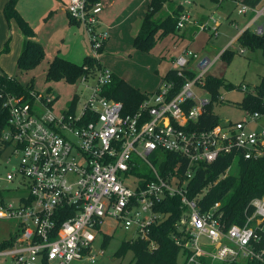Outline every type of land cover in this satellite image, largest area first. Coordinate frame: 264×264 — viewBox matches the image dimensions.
I'll return each instance as SVG.
<instances>
[{"label": "built area", "instance_id": "obj_1", "mask_svg": "<svg viewBox=\"0 0 264 264\" xmlns=\"http://www.w3.org/2000/svg\"><path fill=\"white\" fill-rule=\"evenodd\" d=\"M239 6L240 15L263 12ZM102 11V3L69 0V15L86 28L96 59L108 40L107 32L98 29ZM191 22L188 13L181 14L178 29ZM199 29H210L213 35L218 30L208 22ZM253 32L263 35L264 26ZM221 56L211 60L185 50L173 63L185 79L179 92L173 95L175 84L163 81L133 114L104 95L113 73L103 66L80 79L89 89L87 99L78 100L80 108L60 116L53 111L51 96L33 90L26 98L0 89V106L8 113L0 154L12 147L20 161L0 177V221L16 224V240L0 256L13 264H98L107 255L105 239L118 228L131 232L127 241H150L154 249L152 228L171 215L166 203L178 199L185 210L175 225L183 233L182 238L175 236L183 250L180 264L264 263V196L251 202L253 212L246 209L243 225L231 226L223 220L220 203L203 210V195L188 197L201 166L222 155L247 160L264 156V130L249 128L259 113L249 114L248 123L202 126L212 103L206 79ZM201 91L210 97L203 98Z\"/></svg>", "mask_w": 264, "mask_h": 264}, {"label": "trees", "instance_id": "obj_2", "mask_svg": "<svg viewBox=\"0 0 264 264\" xmlns=\"http://www.w3.org/2000/svg\"><path fill=\"white\" fill-rule=\"evenodd\" d=\"M18 1L10 0L4 8V14L9 22L13 20L17 23L25 37L17 67L21 71L27 72L37 68L44 61L46 53L43 46L34 40L35 30L17 10ZM99 2L100 0H88L90 6ZM168 2L170 1L151 0L139 33L134 39V46L139 50L150 48L156 42L155 35L157 33H160L158 39H161L170 33L180 32L178 23L183 12L182 6L173 4L174 12L171 16L160 21L154 19ZM237 43L241 50H248L253 53L260 51L264 57V33L263 35H257L252 30H246L238 38ZM102 53L103 49L100 50V54ZM233 55L232 51L225 50L221 58L228 56L231 58ZM102 66L100 59H96L92 55L85 57L81 65L61 57H55L49 63L46 80L47 82L66 81L70 84H75L83 76L95 74L97 69ZM164 81L175 84L174 95L183 87L185 79L179 77L176 71L171 70L165 76ZM205 88L212 98V103L207 107V113L201 118L202 126H216L222 123L213 112L214 105L220 101L219 98L222 96L221 90H234L240 89V87H236L224 80L208 77ZM0 89L6 93L29 98L34 87L32 84L24 85L16 78L0 71ZM104 95L109 99L121 101L125 106V113L133 114L138 111L139 106L149 94L141 93L127 81L113 74V81L105 88ZM77 104L78 98L76 97L69 108L71 113L76 111ZM240 106L249 114L259 113L264 115V76L261 78L260 84L255 88V92L248 94ZM7 117L8 113L0 106V133L6 125ZM235 161H237L238 172L235 175H226ZM179 162H182V160L179 159ZM168 167L169 165H166L165 169ZM200 196L202 198L199 200V205L203 210L220 203L221 210L224 212L223 220L227 226L233 224L243 225L246 221L244 212L250 207L251 202L264 196V156L255 160H247L244 158L234 159L233 155L230 154L222 155L214 163L201 166L189 184L188 197L195 199ZM166 204L169 206L171 215L162 224L154 226L151 232L156 248H151L150 241L125 240L115 252L116 258L124 259L129 253H132L133 258L130 264H180L183 250L176 243L175 236L182 238L183 233L175 225L182 221L185 210L178 199L171 200ZM252 212L253 207L249 208V213L252 214ZM112 238V236H109L105 239L104 247H109ZM15 240L16 235L11 234L7 240L0 243V250L12 247ZM262 246L264 247V243ZM229 264L264 263L259 261H238Z\"/></svg>", "mask_w": 264, "mask_h": 264}, {"label": "rangeland", "instance_id": "obj_3", "mask_svg": "<svg viewBox=\"0 0 264 264\" xmlns=\"http://www.w3.org/2000/svg\"><path fill=\"white\" fill-rule=\"evenodd\" d=\"M163 9L155 16L156 21L167 19L174 11L173 4L179 5L186 2L191 4L188 9L192 16V21L197 25L202 23L205 18H216L218 21L223 20L221 26L218 29V35L213 36L212 32L208 29L206 31H198L197 35L190 39L189 35L186 37H180V32L170 33L161 39H158L160 33L155 35L156 42L147 50H139L134 46V32H131L132 26L134 31L139 27L138 23H135L138 14H134L128 17L127 22L123 23L120 27L112 32H107L111 39L107 48L103 50L100 55L101 64L103 67L112 71L120 78L126 79L129 84L137 88L141 93L151 94L155 93L159 87L163 84V78L169 71L173 69V58L181 55L186 49L195 54H200L203 57H207L214 60L223 50L228 43L237 37L241 30L237 28L233 23L226 19V15L229 13L225 8L221 9V6L215 0H169ZM249 7L261 8L264 6V0H246ZM148 6V5H147ZM147 6H143L141 9L144 19L147 13ZM146 8V9H145ZM118 9L116 7L114 11ZM233 9V7H232ZM231 9V10H232ZM140 10V11H141ZM235 13V11H234ZM123 12L119 13V19L122 17ZM250 14L247 15V17ZM129 16V15H128ZM234 17L239 18L241 25L245 21L243 16H238L237 13ZM116 18V19H117ZM123 19H126L124 16ZM143 21V20H142ZM198 22V23H197ZM142 23V22H141ZM136 25V29H135ZM142 25V24H141ZM140 25V26H141ZM258 27H254L252 31ZM193 30V29H192ZM191 30V31H192ZM183 31V30H182ZM106 32V31H105ZM65 33L59 32V36L55 40V45L59 48L62 44V39L65 37ZM61 40V41H59ZM108 41V40H107ZM232 43V42H231ZM229 44V46L231 45ZM47 48V54L44 61L34 70L21 71L18 67L13 74L24 85L32 84L34 90L41 93L44 96H51L54 99L53 111L56 115L60 116L62 113L70 108L71 103L77 97L83 102L89 95V89L87 85L82 84L78 80L75 84H70L66 81L47 82L46 73L49 67L51 57H67L66 48L59 50L58 48ZM105 47V46H104ZM234 53L233 56L220 58L212 67L209 77L214 79L224 80L240 89L234 90H221V97L223 100L214 105L213 112L221 122H250L251 116L244 110L240 104L243 99L250 93L255 92V88L260 84L261 78L264 76V57L260 51L244 53L240 52V46L237 41L233 42L229 48ZM75 55L79 54V49L75 48ZM87 54V55H86ZM93 54V48L87 37L86 43H83L81 47V56L79 61L83 63L84 57ZM55 58V57H54ZM53 59V58H52ZM69 59H74L70 58ZM50 61V62H49ZM94 81L90 79L89 85H92ZM244 87L247 90H244ZM247 91V92H246ZM203 98H209V94L205 91L199 92ZM78 109L80 104H77ZM249 128L260 132L264 130V115H261L255 123L249 125ZM20 161L13 154V148L8 147L0 154V177H5L7 173L12 172L13 168L19 166ZM238 172L237 161L233 164L226 175H235ZM21 177L17 176L15 182L18 183ZM7 200L11 197L6 198ZM16 231V224L13 222L0 221V243L3 240H7L11 234ZM132 237L131 232H126L121 228H118L114 233L112 242L107 248V255L102 258L98 264H130L133 254L129 253L124 259H118L114 255L120 247L121 243ZM214 246H211L213 249ZM12 259L0 256V264H11Z\"/></svg>", "mask_w": 264, "mask_h": 264}, {"label": "crops", "instance_id": "obj_4", "mask_svg": "<svg viewBox=\"0 0 264 264\" xmlns=\"http://www.w3.org/2000/svg\"><path fill=\"white\" fill-rule=\"evenodd\" d=\"M9 1L10 0H0V71L4 72L10 77H13V74L17 69L18 59L23 50L25 37L21 33L17 23L13 20L9 22L5 17L4 8ZM150 2L151 0H100L99 3L103 4V11L98 17L99 20L98 29L100 31L112 32L113 30H116L118 27H120L123 23L125 24V22H127L128 20V17H131L136 13L138 14V18L135 23H138L139 21V24L141 25L142 24L141 22L143 20L141 17H143L144 14L141 9L143 8L144 5L145 7L149 5ZM239 2L241 4L248 6L246 0H230L222 4L219 3L221 9L224 10L226 8L229 12L225 16L226 19H228L231 23H233L237 28L241 27V30L238 33L237 37L232 39L228 43V45L223 50V52L225 50H230L229 48L231 46L229 47V44L231 42H236L238 38L242 35V33L248 30L247 25L250 23L251 20L254 19V17L256 18V20L254 24L249 28V30H252L254 27L264 26V6L258 9L251 7L252 9L258 10L259 12L263 11L260 13L259 16L254 15V13L252 12H249L246 15H240L238 14V9L240 8ZM186 4L187 3L179 4L180 6L183 7L182 10L183 12L182 11L181 12L182 14L188 13L191 16L190 10L188 9V7L191 4L188 5ZM68 5H69V0H19L17 3V10L22 15V17L30 24V26L35 30L36 35L34 40L43 46L46 54L48 50L47 48L51 49L53 45L55 48H58L55 45V40L59 36V32L61 30V32L65 33L64 36L65 38L62 39V44L61 46L59 45L58 49L61 50L62 48H66L67 50L66 51L67 57H61V58L66 59L72 63L81 65L80 62L82 61L78 62V60H81L80 59L81 47H83L84 42L86 43V39L87 37L89 38V36L86 31V28L82 24H80L77 21L74 22L75 20L73 21V19H71L68 12ZM116 7H118V9L114 11ZM234 11L235 13L238 14V16H243L245 18L244 19L245 21L243 22L242 25L239 22V18L234 17L235 14ZM120 12L121 13L123 12V14L122 17L119 19V17L117 18V16H119ZM248 14L250 15L247 17ZM124 16L126 17V19H123ZM213 19L214 21L212 19L208 20V18H205L202 21V23H200L199 25H197L196 22L192 21L190 24L186 26V28L183 31L180 30V35L178 36L186 37L189 35L191 39L195 37L197 33H199L198 32L200 31L199 26L204 25L207 22L211 26L215 25L217 29H219L224 19L221 21H218L216 18ZM140 25L138 29H136V25H135L136 31H134V28L132 26L131 32L135 33L134 39L139 33L141 27ZM217 35H218V30H217ZM217 35H213V36H217ZM111 39L112 38L108 36V41L106 42L103 50L107 48ZM6 47H8L7 50ZM75 48L79 49L78 55H75L74 53ZM54 57H59V56L55 55ZM54 57H51L50 61L51 60L53 61ZM69 57L74 59H69ZM176 58H173V63ZM124 80L127 81L126 79ZM11 264L13 263L11 262Z\"/></svg>", "mask_w": 264, "mask_h": 264}]
</instances>
